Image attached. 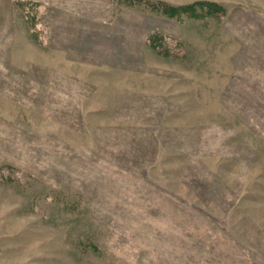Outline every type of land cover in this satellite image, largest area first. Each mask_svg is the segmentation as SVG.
Returning a JSON list of instances; mask_svg holds the SVG:
<instances>
[{"label":"rangeland","instance_id":"1","mask_svg":"<svg viewBox=\"0 0 264 264\" xmlns=\"http://www.w3.org/2000/svg\"><path fill=\"white\" fill-rule=\"evenodd\" d=\"M146 2L0 0V264H264V0Z\"/></svg>","mask_w":264,"mask_h":264},{"label":"trees","instance_id":"2","mask_svg":"<svg viewBox=\"0 0 264 264\" xmlns=\"http://www.w3.org/2000/svg\"><path fill=\"white\" fill-rule=\"evenodd\" d=\"M123 1L127 4H134L137 2L142 1L145 4V0H119ZM149 0H147L146 4ZM151 10L155 11L156 13L163 14L165 16L171 17V18H182L184 15H187L189 17L193 18H200L205 16H217L218 12H221L224 10V7L216 2L213 1H200L195 2L187 5H170L164 2H157L151 4Z\"/></svg>","mask_w":264,"mask_h":264}]
</instances>
